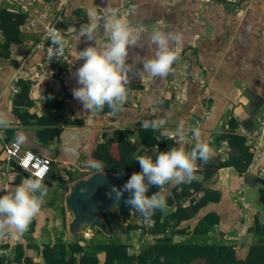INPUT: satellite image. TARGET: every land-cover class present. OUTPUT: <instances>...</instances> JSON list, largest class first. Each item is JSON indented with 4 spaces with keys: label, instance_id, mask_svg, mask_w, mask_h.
I'll list each match as a JSON object with an SVG mask.
<instances>
[{
    "label": "crops",
    "instance_id": "1",
    "mask_svg": "<svg viewBox=\"0 0 264 264\" xmlns=\"http://www.w3.org/2000/svg\"><path fill=\"white\" fill-rule=\"evenodd\" d=\"M59 6L53 0H0V8L25 15L18 27L20 39L10 42L6 51L0 50V112L9 117V127L3 129L4 138L51 159L50 170L42 180L47 195L41 212L22 236L12 228L6 230L0 237V256L11 259L14 248L21 246L34 264H42L37 247L52 244L57 239L73 242L80 237L84 238L83 247L92 240L117 237L128 245L129 252L138 254L139 248L157 237L142 230L150 225L140 213L122 224L115 211L105 212L101 217L108 232L97 229L89 236L82 235L69 230L71 217L65 208V196L74 182L95 171L114 173L106 166L109 161L119 160L120 141L134 147L132 156L140 153L156 158L158 142L172 139L177 143L176 138L169 135L183 122L185 130L200 133L194 136L188 131L186 149L206 142L212 155L207 168L202 161H197L200 169L193 182H200L199 188H186L175 182L166 185L171 201H167L168 210L162 211V217L175 206L193 205L202 196L203 189L216 199L181 221L176 228L182 233L172 227L166 233L172 236L173 242L191 238L233 245L236 256L244 257L248 246L258 237L248 232V228L254 220L264 225V180L258 175L264 165V153L253 164L251 157L242 173L232 165H220L205 179L203 173L234 155L226 140H216L218 134L243 135L249 147L248 139L257 132L256 115L261 101L255 113L252 109L253 95L261 96L264 89V0H65L61 10L64 22L57 27L71 43L72 59L77 64L67 79L61 77V70L65 69L62 65L53 81H43L38 89L39 98H35L36 93L31 92L29 86L25 98L17 96L20 85L18 91L12 93L5 89L7 82L14 72L28 70L43 58L44 52L34 44L58 14ZM125 8L129 13L119 15ZM93 10L98 13L104 10L109 16L114 12L125 18L132 33L140 37L137 46L129 47L126 61L132 65L127 100L122 110L115 113L107 105L102 111L91 113L73 96V90L80 87L76 71L84 63L83 59H78V52L94 43L86 36H81L79 41L73 37L89 24ZM156 31L179 34L182 51L167 77L140 76L143 60L154 55L156 46L150 43V36ZM97 35L104 41L110 33L102 25ZM195 77L202 78L206 87L201 88ZM161 118L166 123L160 130L142 127L146 120ZM165 130L166 134L161 135ZM2 157L0 143V159ZM94 164L100 167H93ZM248 172H252L254 178L249 177ZM10 175V180L0 175V196L14 193L17 186L29 179L16 166H12ZM245 195H249L251 201H247ZM106 214L115 216L112 228L106 222ZM127 224L136 227L128 232L118 227ZM103 256L98 253L100 261Z\"/></svg>",
    "mask_w": 264,
    "mask_h": 264
},
{
    "label": "clouds",
    "instance_id": "2",
    "mask_svg": "<svg viewBox=\"0 0 264 264\" xmlns=\"http://www.w3.org/2000/svg\"><path fill=\"white\" fill-rule=\"evenodd\" d=\"M103 25L110 33L106 40L99 39L97 32ZM81 36L93 41L91 46L78 52V59L84 63L76 71L77 83L80 87L73 90L74 98L81 101L83 108L93 111H102L104 106L113 112L121 111L127 100L129 91L132 65L126 63L129 55V47L137 46L139 35H134L128 21L118 17L114 12L107 15L104 10H93L90 22L80 29L78 36L73 37L79 41ZM95 38V39H94ZM51 46L48 47V55L62 53L67 44L63 33L55 27L49 28ZM150 43L156 47L154 55L143 60V71L140 76L147 74L149 77H167L172 70L173 63L178 59L182 51V37L179 34L156 31L150 36ZM166 121H144L142 127L145 130L151 128L160 130ZM9 127V117L0 112V129ZM192 131L194 136H199L198 130H185L183 122L179 124L173 136L177 140V146L167 151L158 153L155 159L151 156H138L136 161L140 165L139 172H133L122 188L112 186L111 193H115L116 204L123 197L125 191L131 195L124 199V203L130 206L134 213H140L145 220L151 221L156 211H164L167 207V197L170 195L166 185L175 182L191 183L197 179V161L207 163L212 155V149L206 142H198L190 150L186 149L187 133ZM167 130L161 132L166 134ZM99 168L100 165L94 164ZM155 185L159 191L151 196L146 195L149 187ZM86 189H81L83 193ZM47 191L41 179H26L17 186L14 193L0 196V237L6 230L12 228L22 236L28 231L32 220L41 212L45 202ZM154 223V221H151Z\"/></svg>",
    "mask_w": 264,
    "mask_h": 264
},
{
    "label": "trees",
    "instance_id": "3",
    "mask_svg": "<svg viewBox=\"0 0 264 264\" xmlns=\"http://www.w3.org/2000/svg\"><path fill=\"white\" fill-rule=\"evenodd\" d=\"M24 19L25 15L19 12L0 8V33L3 35L0 50L6 51L10 42L20 39L18 27L23 23ZM18 84L20 85V91L17 96L22 95L21 97L25 98L28 85L23 80H20ZM220 139L226 140L227 145L234 150V155L227 161L217 163L213 167L206 169L203 173L204 179L210 176L215 168L220 165H232L238 172L242 173L250 162L252 152L245 144L246 139L243 135L222 132L218 134L216 140L219 141ZM174 146H177L174 140L162 139L158 142L157 155L159 152L167 151ZM119 150V160L109 161L106 168L111 172L119 173L126 182L133 172L141 170L136 158L144 155L137 153L132 156L134 147L122 141H120ZM152 158L155 159V157ZM202 165H206L204 167L207 168L209 164L202 163ZM154 186L149 187L146 195L151 196L154 192L159 191ZM180 186L186 188L192 186L193 189H197L200 187V182L181 183ZM203 190L202 196L193 205L190 204L187 207L175 206L163 217L162 211L157 210L155 215L151 217L154 223L147 229L142 228V230L157 237L154 238L152 243L145 244L141 249L139 248L140 252L138 254L129 252L128 245L117 237L92 240L85 247L81 245V242L84 241V238L81 237L73 242L57 239L52 244H45L41 248L37 247V252L41 257L42 264H135V261H137L136 264H264V225H260L257 220H254L253 225L247 231L258 234V237L255 242L248 246L242 258L236 256L233 245L207 242L205 240L198 241L191 238L173 242L172 236L167 235L166 231L169 227L176 228L181 221L187 220L195 214L199 207L210 200L216 199L215 196H211L210 191ZM173 194L175 195V193ZM167 201H171V197L168 196ZM168 204L171 203L168 202ZM104 217L108 226L112 228L115 220L114 214H106ZM118 227L124 232H128L130 229L135 228L136 225L127 224L126 226L118 225ZM176 230L180 233L183 232L177 228ZM98 253H103L102 261L99 260ZM13 263L34 264L32 259L24 254V249L21 246L14 248V254L11 259L0 256V264Z\"/></svg>",
    "mask_w": 264,
    "mask_h": 264
},
{
    "label": "built area",
    "instance_id": "4",
    "mask_svg": "<svg viewBox=\"0 0 264 264\" xmlns=\"http://www.w3.org/2000/svg\"><path fill=\"white\" fill-rule=\"evenodd\" d=\"M59 3L58 14L48 23V25L41 32L38 40L35 42L34 47L44 52V56L41 60L34 63L28 70L19 69L14 72L7 82L5 89H9L10 92L16 93L18 91V83L20 80L27 82L31 92H35V98H39V85L45 81H53L55 76L58 74L60 66L65 65V69L61 70V77L67 79L69 72L74 68L77 62L72 59L73 48L71 43L67 40L66 46L63 48L62 53H53L51 56L48 55V47L51 46L49 39V28L57 27V24L64 22L61 10L65 4V0H53ZM129 13V9H123L119 15H126ZM61 31V30H60ZM198 79L201 88L206 87L205 81L200 77ZM1 94V93H0ZM1 98V95H0ZM257 132L254 136L248 139V145L252 152L253 164L256 162L264 153V89L261 94V104L258 108L256 115ZM170 137L173 134L170 133ZM0 143L3 151V157L0 159V175L5 176L8 180L12 179L10 175V169L12 166H16L24 171L30 179H45L51 166V159L46 156H42L34 153L32 150L25 149L22 145L13 140L6 141L4 138L3 129H0ZM198 169L200 165L197 163ZM259 177L264 180V165L260 168ZM152 221V220H151ZM151 221L147 220V225H152Z\"/></svg>",
    "mask_w": 264,
    "mask_h": 264
},
{
    "label": "water",
    "instance_id": "5",
    "mask_svg": "<svg viewBox=\"0 0 264 264\" xmlns=\"http://www.w3.org/2000/svg\"><path fill=\"white\" fill-rule=\"evenodd\" d=\"M253 96L255 101L252 113H255L261 96L256 94ZM247 175L254 178L252 172H248ZM124 183L125 180L120 174L104 171H95L74 182L65 196V208L71 217L68 225L69 230L72 232L79 231L82 235H86L88 228H90L88 230L90 234H93L97 229L107 233L106 223L101 216L109 211H115L122 224H126L137 217L138 213H134L130 210V206L124 203V199L128 198L131 193L127 191L123 193V197L118 202V207L114 206L117 203L115 193H111V198L109 197L113 185L122 188ZM81 189H86V191L82 193ZM167 210L168 208L164 211Z\"/></svg>",
    "mask_w": 264,
    "mask_h": 264
},
{
    "label": "rangeland",
    "instance_id": "6",
    "mask_svg": "<svg viewBox=\"0 0 264 264\" xmlns=\"http://www.w3.org/2000/svg\"><path fill=\"white\" fill-rule=\"evenodd\" d=\"M246 196V200L248 201H251V198H250V196L249 195H245ZM89 236V235H88Z\"/></svg>",
    "mask_w": 264,
    "mask_h": 264
},
{
    "label": "bare ground",
    "instance_id": "7",
    "mask_svg": "<svg viewBox=\"0 0 264 264\" xmlns=\"http://www.w3.org/2000/svg\"><path fill=\"white\" fill-rule=\"evenodd\" d=\"M88 230H90V228H88ZM88 230H87V232H86V235L90 234Z\"/></svg>",
    "mask_w": 264,
    "mask_h": 264
}]
</instances>
